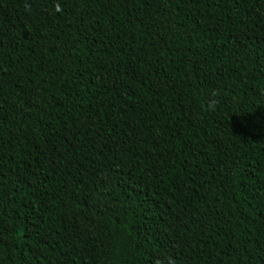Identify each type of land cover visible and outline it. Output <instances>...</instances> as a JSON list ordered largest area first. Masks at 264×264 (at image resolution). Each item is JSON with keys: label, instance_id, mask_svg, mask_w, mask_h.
<instances>
[{"label": "trees", "instance_id": "16d2710c", "mask_svg": "<svg viewBox=\"0 0 264 264\" xmlns=\"http://www.w3.org/2000/svg\"><path fill=\"white\" fill-rule=\"evenodd\" d=\"M0 264H264V0H0Z\"/></svg>", "mask_w": 264, "mask_h": 264}]
</instances>
